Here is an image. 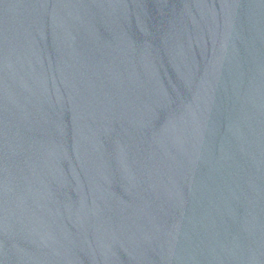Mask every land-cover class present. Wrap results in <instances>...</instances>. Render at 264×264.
I'll return each instance as SVG.
<instances>
[{
  "label": "water",
  "instance_id": "1",
  "mask_svg": "<svg viewBox=\"0 0 264 264\" xmlns=\"http://www.w3.org/2000/svg\"><path fill=\"white\" fill-rule=\"evenodd\" d=\"M0 264H264V0H0Z\"/></svg>",
  "mask_w": 264,
  "mask_h": 264
}]
</instances>
